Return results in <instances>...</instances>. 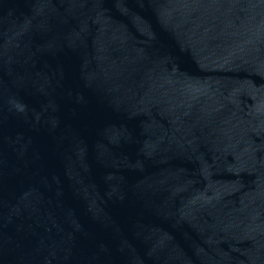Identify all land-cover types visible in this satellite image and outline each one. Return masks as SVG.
I'll list each match as a JSON object with an SVG mask.
<instances>
[{
    "label": "water",
    "instance_id": "1",
    "mask_svg": "<svg viewBox=\"0 0 264 264\" xmlns=\"http://www.w3.org/2000/svg\"><path fill=\"white\" fill-rule=\"evenodd\" d=\"M0 264H264V0H0Z\"/></svg>",
    "mask_w": 264,
    "mask_h": 264
}]
</instances>
